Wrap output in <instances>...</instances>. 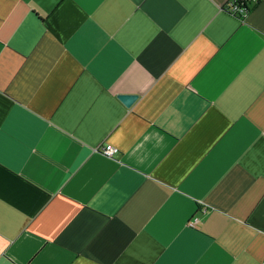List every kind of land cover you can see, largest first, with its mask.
I'll use <instances>...</instances> for the list:
<instances>
[{
    "label": "crops",
    "instance_id": "crops-1",
    "mask_svg": "<svg viewBox=\"0 0 264 264\" xmlns=\"http://www.w3.org/2000/svg\"><path fill=\"white\" fill-rule=\"evenodd\" d=\"M226 1L0 0V264H264V0Z\"/></svg>",
    "mask_w": 264,
    "mask_h": 264
},
{
    "label": "built area",
    "instance_id": "built-area-1",
    "mask_svg": "<svg viewBox=\"0 0 264 264\" xmlns=\"http://www.w3.org/2000/svg\"><path fill=\"white\" fill-rule=\"evenodd\" d=\"M225 7L229 12L233 14L245 15L249 8L248 0H227L225 3ZM97 149L110 156L114 152H116L118 148L111 143L106 142L97 145Z\"/></svg>",
    "mask_w": 264,
    "mask_h": 264
},
{
    "label": "water",
    "instance_id": "water-1",
    "mask_svg": "<svg viewBox=\"0 0 264 264\" xmlns=\"http://www.w3.org/2000/svg\"><path fill=\"white\" fill-rule=\"evenodd\" d=\"M118 96L122 99L124 103L130 104L134 100L136 94L128 93V92H121V93H118Z\"/></svg>",
    "mask_w": 264,
    "mask_h": 264
}]
</instances>
